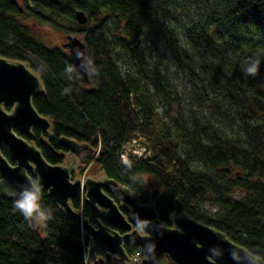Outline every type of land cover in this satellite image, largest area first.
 <instances>
[{
    "label": "trees",
    "instance_id": "obj_1",
    "mask_svg": "<svg viewBox=\"0 0 264 264\" xmlns=\"http://www.w3.org/2000/svg\"><path fill=\"white\" fill-rule=\"evenodd\" d=\"M176 5L187 12L181 30L171 19ZM77 10L87 16L83 26ZM26 20L61 30L66 40L80 37L88 81L68 49L44 44ZM149 34L165 55L163 72L146 60ZM0 58L24 64L43 86L31 103L51 123V139L34 128L16 133L47 163L63 164L68 152L60 138L84 144L89 150L80 165L98 167L151 204L162 225L187 215L264 262V0H0ZM255 59L257 74L246 75L245 62ZM172 74L187 80L186 99L195 106L186 110ZM136 135L152 155L121 167L120 146ZM2 155L12 163L6 149ZM209 201L212 214L203 210ZM14 205L0 197V264H85L84 251L63 241L80 238L79 221L45 191L39 222ZM70 205L91 225L105 223L80 197ZM123 248L127 255L137 250Z\"/></svg>",
    "mask_w": 264,
    "mask_h": 264
},
{
    "label": "water",
    "instance_id": "obj_2",
    "mask_svg": "<svg viewBox=\"0 0 264 264\" xmlns=\"http://www.w3.org/2000/svg\"><path fill=\"white\" fill-rule=\"evenodd\" d=\"M74 17L80 26L87 23V16L81 10ZM62 47L68 49L87 82L83 42L71 36ZM42 91L39 78L24 64L0 58V197L15 201L25 192H32L39 204L40 192L45 191L68 219L79 221L80 238L66 235L63 241L67 247L84 251L85 264H129L123 248L126 243L135 245L142 253V264H157L161 256L176 264H264L222 233L187 215L174 214L168 220L169 226L162 225L151 204H142L128 188L107 179L102 172L95 180L76 177L80 154L89 150L84 144L60 138V146L68 152L63 164L47 163L34 145L16 133L29 134L34 128L44 140L51 139V123L31 103ZM4 106H10V112ZM3 149L12 163L2 155ZM77 197L99 213L105 223L91 225L82 219V214L70 205ZM123 211L130 213V220L139 225V231L132 230V223Z\"/></svg>",
    "mask_w": 264,
    "mask_h": 264
},
{
    "label": "rangeland",
    "instance_id": "obj_3",
    "mask_svg": "<svg viewBox=\"0 0 264 264\" xmlns=\"http://www.w3.org/2000/svg\"><path fill=\"white\" fill-rule=\"evenodd\" d=\"M171 13H172L171 19H172L173 25H175L179 30L183 29L185 24L188 22L186 10L184 11L178 5H176L173 8ZM26 22L30 25V29L32 33L34 34V36L39 38L41 41L43 40L44 44H50L52 46L54 45L60 46V45L67 43L65 34H63L61 30L54 31L48 27H42L38 24L33 26L32 23L28 20H26ZM59 24L68 25V23L65 20H59ZM74 27L76 28L75 25ZM144 50H145L146 60L148 64L152 68H157L159 71L163 72V69L167 63L165 55L160 45L156 42V40L150 34L146 37L144 41ZM119 65L122 67V69H124L125 62L123 59H121ZM170 71H172L173 73L172 69H170ZM171 77H172V83L177 93L185 98L184 105L186 107V110H188L190 106L194 105L193 102H190L189 100L186 99V97H188V90L190 89L189 83L182 76H175L172 74ZM157 111L160 112V107H157ZM85 155H86L85 152L80 154L79 163L81 162L83 158L86 157ZM196 166L199 167L198 165ZM100 175H101V172L99 168L91 164L86 167H83L82 165H80V167L78 168L75 174L76 177H80L81 179L86 178V176H89L91 179H95V178L100 177ZM153 188L159 189V187L154 182H153ZM233 195L234 197L239 196L238 193H234ZM80 200L82 202L81 198ZM203 210L208 212L209 214H212L216 210V206L211 201H209L204 204ZM80 230H81V227H80ZM167 262H169V259L166 256H161L158 259V264H167Z\"/></svg>",
    "mask_w": 264,
    "mask_h": 264
},
{
    "label": "built area",
    "instance_id": "obj_4",
    "mask_svg": "<svg viewBox=\"0 0 264 264\" xmlns=\"http://www.w3.org/2000/svg\"><path fill=\"white\" fill-rule=\"evenodd\" d=\"M151 150L141 135H136L120 146L118 152L119 165L130 167L132 162L147 161L151 157ZM143 255L136 250L130 257L129 264H142Z\"/></svg>",
    "mask_w": 264,
    "mask_h": 264
},
{
    "label": "clouds",
    "instance_id": "obj_5",
    "mask_svg": "<svg viewBox=\"0 0 264 264\" xmlns=\"http://www.w3.org/2000/svg\"><path fill=\"white\" fill-rule=\"evenodd\" d=\"M259 63V59L245 62L246 75L255 76ZM14 206L26 220L36 221L44 218V212L39 209L37 204V196L32 192H25L19 200H15Z\"/></svg>",
    "mask_w": 264,
    "mask_h": 264
},
{
    "label": "flooded vegetation",
    "instance_id": "obj_6",
    "mask_svg": "<svg viewBox=\"0 0 264 264\" xmlns=\"http://www.w3.org/2000/svg\"><path fill=\"white\" fill-rule=\"evenodd\" d=\"M10 112V111H9ZM86 177H89V176H86ZM95 179H97V178H95ZM94 179V180H95ZM118 206H119V204H117ZM123 214H124V216H125V218L128 220V221H130L131 222V220H130V213L128 212V211H123ZM132 223V230H140V227H139V225L138 224H135V223H133V222H131ZM121 235H122V233H120Z\"/></svg>",
    "mask_w": 264,
    "mask_h": 264
},
{
    "label": "bare ground",
    "instance_id": "obj_7",
    "mask_svg": "<svg viewBox=\"0 0 264 264\" xmlns=\"http://www.w3.org/2000/svg\"><path fill=\"white\" fill-rule=\"evenodd\" d=\"M133 253H134V252H133ZM133 253H132V254H133ZM132 254H131V255H132ZM131 255H128V257H129V261H130V257H131Z\"/></svg>",
    "mask_w": 264,
    "mask_h": 264
}]
</instances>
